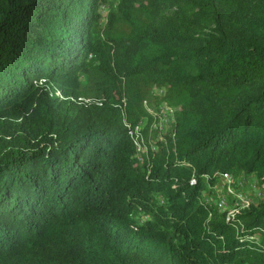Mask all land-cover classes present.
Returning a JSON list of instances; mask_svg holds the SVG:
<instances>
[{"label":"trees","instance_id":"obj_1","mask_svg":"<svg viewBox=\"0 0 264 264\" xmlns=\"http://www.w3.org/2000/svg\"><path fill=\"white\" fill-rule=\"evenodd\" d=\"M106 4L0 0V264H264V0ZM223 173L263 192L231 222Z\"/></svg>","mask_w":264,"mask_h":264},{"label":"built area","instance_id":"obj_2","mask_svg":"<svg viewBox=\"0 0 264 264\" xmlns=\"http://www.w3.org/2000/svg\"><path fill=\"white\" fill-rule=\"evenodd\" d=\"M160 109L162 113L155 117V121L153 123L165 120L164 122L169 125L172 120V110L164 107V105H162ZM141 122L135 127V129H133V131H131V134L133 136V142L138 156L145 155L146 157L148 154V147L146 146L143 136L140 134L146 125L140 126ZM149 133H151V130H149ZM150 150L154 152L151 146ZM138 158L139 160L142 159L141 157ZM245 178L248 179V177L243 174L239 177H234V175L228 173L219 174L217 175L216 184L210 188L209 194L206 193L204 195V202L208 205L214 206L217 210L224 213L226 222L234 220L236 215H238L242 210L248 209L257 201L254 196L247 195L243 190V188L246 187H249L251 190L260 189L257 182L252 179L247 180ZM262 186L264 187V184ZM262 196L263 192L262 194H259L260 198H262Z\"/></svg>","mask_w":264,"mask_h":264},{"label":"rangeland","instance_id":"obj_3","mask_svg":"<svg viewBox=\"0 0 264 264\" xmlns=\"http://www.w3.org/2000/svg\"><path fill=\"white\" fill-rule=\"evenodd\" d=\"M117 4V0H108V4L102 6L100 8V13L102 16V20H101V27L106 25V16L109 12V10H113L115 8ZM173 8L169 5H161L158 9H157V18L158 20H160L161 18L167 16L168 14H170L172 12ZM81 80H83V78H81ZM152 96H158V95H162L163 91H160L159 89H152L151 91ZM165 121V120H164ZM164 121H158L157 123H153L151 124L150 130V138L148 139V143L150 144V146L152 147V150L154 152H156L158 150L157 146H156V142L159 141L162 138V135L167 131L168 129V125L166 122ZM145 126L146 125V120L143 119L140 126ZM156 130V132H154ZM154 132V133H153ZM138 157H141L140 155ZM241 175V174H240ZM240 175H234V177H239ZM247 179V178H245ZM252 179L253 181L256 182L255 178H248L247 180ZM220 181V180H219ZM258 189V188H257ZM244 192L249 195V196H254V198H256V200L260 199L259 194H262V191L260 189L258 190H251L249 189V187L243 188ZM206 194V193H204Z\"/></svg>","mask_w":264,"mask_h":264}]
</instances>
